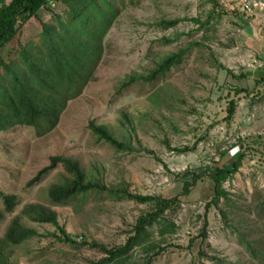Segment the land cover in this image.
I'll list each match as a JSON object with an SVG mask.
<instances>
[{
    "label": "rangeland",
    "instance_id": "1",
    "mask_svg": "<svg viewBox=\"0 0 264 264\" xmlns=\"http://www.w3.org/2000/svg\"><path fill=\"white\" fill-rule=\"evenodd\" d=\"M80 1L56 0L40 11L11 44L6 61L21 65L23 47H41L43 24L55 25L58 17L67 22ZM109 1L114 19L92 79L66 104L55 130L43 137L26 126L0 132V238L26 205L40 204L57 213L60 226L79 245L96 242L111 249L125 244L138 217L154 209L153 204L105 195H91L80 205L54 206L48 190L64 175L62 165L40 183L28 184L51 158L63 156L100 173L108 188L125 182L132 193L179 198L171 216L177 233L161 243L169 247L154 264H191L200 240L192 248L190 241L199 237L206 220L212 255L234 261L245 250L224 226V201L205 219L213 184L205 177L184 196L183 185L191 179L184 174L245 153L239 172L224 183L235 208L229 217L247 219L251 230L262 224L256 208L264 198V26L224 0ZM176 20L175 27L162 26ZM185 48L181 63L164 76L122 88L127 78L149 76L164 58ZM232 100L237 111L227 122ZM92 123L107 127L131 149L118 152L100 141L91 131ZM184 149L188 151L181 153ZM11 195L18 204L9 214L3 198ZM23 221L40 236L12 248V264H91L103 257L99 250L58 242L51 225ZM151 232L152 239L161 240L157 227ZM136 254L134 259L141 258Z\"/></svg>",
    "mask_w": 264,
    "mask_h": 264
},
{
    "label": "trees",
    "instance_id": "2",
    "mask_svg": "<svg viewBox=\"0 0 264 264\" xmlns=\"http://www.w3.org/2000/svg\"><path fill=\"white\" fill-rule=\"evenodd\" d=\"M56 0H12L7 5L0 0V132L9 131L18 126L35 128L37 136L43 137L51 133L58 125L59 118L66 104L80 96L83 88L92 79L93 72L102 52V40L114 19L109 0H81L77 9L68 13L69 19L64 22L61 17L55 25L43 24L41 47L31 43L20 51L19 61L7 62L6 56L25 27L32 19L37 18L40 11ZM101 6H105L104 10ZM179 21H165V29L175 27ZM187 48L164 58L149 76L136 75L127 78L122 88L144 79L153 82L164 76L173 67L181 63ZM157 91L155 97L158 96ZM248 91H237L236 94ZM237 111L236 101L232 100L227 111V122H230ZM92 133L102 142L111 145L118 152H127L131 147L119 141L113 133L103 125H90ZM187 149L180 152H186ZM223 153L221 156H224ZM245 153L239 152L236 158L228 156L220 159L213 166L205 167L200 172H187L184 177H191L183 185V195L187 196L203 178L208 177L213 184V197L205 207V219L213 208H219L224 201L225 210L221 211L224 226L237 239V245L245 250V255H237L234 261L212 255L209 245V223L205 225L198 238L190 241V247L196 246L200 240L199 250L191 264H264V198L256 208L260 226L251 230L247 219L237 217L231 219L233 212L230 194L224 189V183L232 179L241 169ZM59 165L64 168L61 180L50 187L48 197L56 207H66L75 202L85 203L91 196L105 195L135 201L141 205L153 204L150 213L141 215L136 220L132 232L125 244L108 249L96 242L87 241L78 244L65 229L60 226L57 213L40 204L26 205L21 218H15L0 238V264L11 263V249L24 242L39 237L40 234L26 221L37 225H51L57 229L54 234L57 241L72 246L90 247L99 250L103 257L91 264H154L168 249L161 246L166 237L176 235L178 227L172 219L177 212L179 198L160 199L155 196H144L130 192V185L122 182L119 186L108 188L94 169L87 170L80 161L63 156L51 158V164L40 172L28 186H34ZM16 196H5L3 206L12 214L17 207ZM77 205V206H78ZM23 218V219H22ZM242 220V221H241ZM157 227L160 241L152 239V230ZM241 228H244L243 231ZM262 229V230H261ZM137 253V254H136ZM141 258H135L134 255Z\"/></svg>",
    "mask_w": 264,
    "mask_h": 264
},
{
    "label": "built area",
    "instance_id": "3",
    "mask_svg": "<svg viewBox=\"0 0 264 264\" xmlns=\"http://www.w3.org/2000/svg\"><path fill=\"white\" fill-rule=\"evenodd\" d=\"M242 15L264 26V0H224Z\"/></svg>",
    "mask_w": 264,
    "mask_h": 264
}]
</instances>
